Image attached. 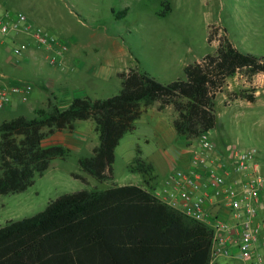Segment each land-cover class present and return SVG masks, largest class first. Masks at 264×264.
Here are the masks:
<instances>
[{
  "label": "rangeland",
  "instance_id": "obj_1",
  "mask_svg": "<svg viewBox=\"0 0 264 264\" xmlns=\"http://www.w3.org/2000/svg\"><path fill=\"white\" fill-rule=\"evenodd\" d=\"M0 4L23 12L68 46L64 59L52 65L38 56L39 48L27 35H9L0 43V78L33 86L28 94H11V105L0 110V125L20 116L33 119L37 116L34 110H50V100L66 109L75 98L116 96L122 89L118 72L136 66L162 84L184 80V64L216 52L218 41L208 43L212 26L225 29L239 51L264 57V0H0ZM168 6L170 11L160 15ZM125 9L128 13L121 17ZM21 43L29 44L30 50L16 65L12 62L13 48ZM230 84L235 87L232 92H263L264 74L250 77L241 71L227 80L215 102L217 128L210 137L225 149H257L264 176V96L256 103L239 100L226 105L232 93ZM176 116L172 107L163 112L152 107L144 112L136 130L116 149L112 177L102 182L79 165L80 159L93 156L100 142L96 130L90 129V121L77 122L72 133L48 136L44 145L60 144L69 149L68 155L53 160L25 192L0 195V228L43 212L66 194L143 186L145 175L131 169L137 156L157 162L159 180L167 176L166 183L157 187L162 190L178 169L177 163L164 162L167 153L176 154L181 148L173 130ZM164 133L168 136L163 137ZM219 262L242 264L233 258Z\"/></svg>",
  "mask_w": 264,
  "mask_h": 264
},
{
  "label": "trees",
  "instance_id": "obj_2",
  "mask_svg": "<svg viewBox=\"0 0 264 264\" xmlns=\"http://www.w3.org/2000/svg\"><path fill=\"white\" fill-rule=\"evenodd\" d=\"M168 11L169 6L160 15ZM127 13L125 9L121 17ZM214 41L216 52L188 65L184 80L162 84L136 66L118 75L122 89L116 96L75 98L66 109L50 100V110L37 109L33 119L20 116L3 122L0 195L25 192L53 160L65 158L69 149L44 142L48 136L74 132L79 121L96 125L99 145L79 165L100 182L112 177L120 141L155 103L160 111L175 109L174 129L187 146L215 130V102L227 80L241 71L250 77L264 74V57L239 51L220 27H210L208 43ZM236 100L255 103V91L232 92L226 105ZM131 169L144 175L153 171L139 156ZM212 238L211 228L169 207L145 187L84 190L63 195L43 212L0 228V264H212Z\"/></svg>",
  "mask_w": 264,
  "mask_h": 264
},
{
  "label": "built area",
  "instance_id": "obj_3",
  "mask_svg": "<svg viewBox=\"0 0 264 264\" xmlns=\"http://www.w3.org/2000/svg\"><path fill=\"white\" fill-rule=\"evenodd\" d=\"M23 33L38 47L61 54L68 46L35 25L20 11L0 4V43ZM30 50L26 43L13 48L14 64ZM52 57V65L57 64ZM30 83L0 78V110L11 105L12 93L28 94ZM199 149L192 154L189 169H176L167 185L153 194L186 217L213 231L212 262L218 257L233 258L242 264H264V176L255 148L229 146L218 153L210 133L197 139Z\"/></svg>",
  "mask_w": 264,
  "mask_h": 264
},
{
  "label": "crops",
  "instance_id": "obj_4",
  "mask_svg": "<svg viewBox=\"0 0 264 264\" xmlns=\"http://www.w3.org/2000/svg\"><path fill=\"white\" fill-rule=\"evenodd\" d=\"M28 19L31 21V22H33L29 17H28ZM34 23V22H33ZM35 24V23H34ZM36 25V24H35ZM45 31H47L50 35H52L53 37H55L54 36V34H52L51 32H49L48 30H46L45 28H43ZM18 34H23V33H18ZM25 35V34H24ZM28 36V35H27ZM34 42V41H33ZM34 47H38L35 43H34ZM39 49H37V54H38V56L39 57H44V58H46V59H48V60H50L52 57H55L57 60L58 59H64V53H61V54H58L56 51H53V50H46V49H44V48H42V47H38ZM36 49V48H35ZM68 50V49H67ZM32 53H34V48L32 49ZM206 56V55H205ZM204 56V57H205ZM202 58H200V59H198L196 62H198V61H200ZM62 61V60H61ZM195 63V62H194ZM193 64V63H192ZM185 65V67H184V71H185V68L188 66V65H190L189 63H186V64H184ZM135 68V67H134ZM137 68H139L138 66H137ZM131 69V68H130ZM129 69V70H130ZM129 70H122V71H119L118 72V74L117 75H119L120 73H124V72H128ZM139 70L140 71H142L140 68H139ZM142 72H145V71H142ZM147 73V72H146ZM231 78H233V77H231ZM237 85V84H236ZM234 89H235V87H233V85L232 84H230V86H229V91H234ZM255 95H256V102L259 100V98H261V97H263L264 96V91L262 92V91H257V92H255ZM237 101H239V100H236V102ZM240 101H243V100H240ZM255 102V103H256ZM155 108V110L157 111V112H163V111H165L168 107H172V106H168V107H166L164 110H162V111H160L159 110V103H155V104H153V105H151L150 107H148L146 110H145V112H147V110L149 109V108ZM173 108V107H172ZM174 109V108H173ZM175 110V109H174ZM34 111H36V110H34ZM143 117V114H142V116H141V118ZM177 117V116H176ZM141 118L139 119V120H141ZM91 123V127H90V129L91 130H94L95 131V128H96V125H95V123L93 122V121H90ZM136 130V129H135ZM173 130H174V132H175V134H176V131H175V129H174V122H173ZM168 136V134L167 133H164V135H163V137H167ZM176 136H177V134H176ZM178 137V136H177ZM213 142L215 143V145H216V147H217V152L218 153H224L225 152V148H223V147H219L218 146V144L213 140ZM181 143V142H180ZM180 146H181V148L178 150V152L176 153V154H170V153H167L166 154V156H165V160H164V162H166L165 164L166 165H175L176 163H177V165H178V169H180V168H184V169H189L190 168V164H191V159H192V154H193V152L195 151V150H197V149H199V143H198V141L197 140H195L191 145H185V144H183V143H181L180 144ZM142 159V158H141ZM135 160V159H134ZM258 160H259V162H260V159H259V156H258ZM142 161H144V160H142ZM134 162V161H133ZM146 164H150V165H152V167H153V171L151 172V174L150 175H145V178H144V185L142 186V187H145V188H147V189H149L151 192H153V190L154 189H157V187L159 186V185H161V184H165L166 183V179H167V176L166 175H164V176H162L161 177V180H159V175H158V166H157V162L155 161V162H153V161H151V160H145L144 161ZM260 164H261V169L263 168V165H262V163L260 162ZM175 171V170H174ZM173 171V172H174ZM172 172V173H173ZM150 178H152L151 180H150ZM148 180H150V182H149V184H147L146 183V181H148ZM221 258H225V257H218L217 259H215V260H213V262H212V264H221L220 262H219V259H221ZM230 259V258H229Z\"/></svg>",
  "mask_w": 264,
  "mask_h": 264
}]
</instances>
